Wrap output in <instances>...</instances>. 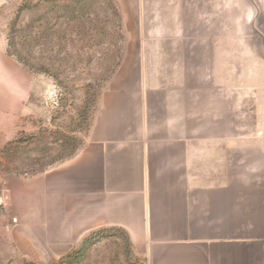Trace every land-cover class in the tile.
<instances>
[{"label": "crops", "instance_id": "crops-1", "mask_svg": "<svg viewBox=\"0 0 264 264\" xmlns=\"http://www.w3.org/2000/svg\"><path fill=\"white\" fill-rule=\"evenodd\" d=\"M114 1L126 32H136L128 39L137 56L99 99L78 153L11 183L18 249L60 259L89 234L119 228L149 264H264V179L248 176L246 147H232L228 88L211 81L225 53L207 33L195 52L180 46L186 26H224L223 0ZM151 34L160 45L176 41V69L146 64ZM17 65L0 36L6 118L19 116L28 96L23 79L2 77Z\"/></svg>", "mask_w": 264, "mask_h": 264}, {"label": "rangeland", "instance_id": "rangeland-1", "mask_svg": "<svg viewBox=\"0 0 264 264\" xmlns=\"http://www.w3.org/2000/svg\"><path fill=\"white\" fill-rule=\"evenodd\" d=\"M223 3L224 26H186L180 29L185 39L180 46L185 53L195 52L207 40L206 33L215 50L220 42L224 64L219 76L215 61L211 81L227 85L232 147H246L248 176L261 180L264 0ZM123 19L114 0H0V36L19 69L17 73L4 69L2 77L17 76L29 90L19 116L6 118L0 113V264H149L144 250L119 228L89 234L60 259L26 256L16 243L20 231L14 218H8L11 183L76 155L85 144L99 99L122 82L123 71L138 52L137 44L128 39L136 32H126ZM154 35L148 38L146 64L152 70L176 69V41L170 38L160 45ZM162 46L168 56L164 62ZM198 79L195 82L200 83Z\"/></svg>", "mask_w": 264, "mask_h": 264}, {"label": "trees", "instance_id": "trees-1", "mask_svg": "<svg viewBox=\"0 0 264 264\" xmlns=\"http://www.w3.org/2000/svg\"><path fill=\"white\" fill-rule=\"evenodd\" d=\"M91 235H92V237H93L94 235H97V233H96V234H95V233H93V234H91ZM85 242H86V243H88V241H85ZM86 243H85V244H86Z\"/></svg>", "mask_w": 264, "mask_h": 264}, {"label": "built area", "instance_id": "built-area-1", "mask_svg": "<svg viewBox=\"0 0 264 264\" xmlns=\"http://www.w3.org/2000/svg\"><path fill=\"white\" fill-rule=\"evenodd\" d=\"M1 202H2V201H1V199H0V205H1ZM14 221H15V219H13V222H14Z\"/></svg>", "mask_w": 264, "mask_h": 264}]
</instances>
